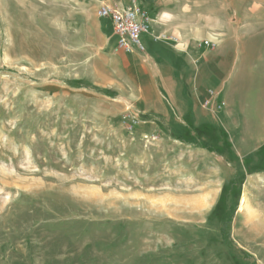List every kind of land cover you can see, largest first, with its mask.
Masks as SVG:
<instances>
[{
	"label": "rangeland",
	"instance_id": "374dc122",
	"mask_svg": "<svg viewBox=\"0 0 264 264\" xmlns=\"http://www.w3.org/2000/svg\"><path fill=\"white\" fill-rule=\"evenodd\" d=\"M106 1L0 0V264H264V0Z\"/></svg>",
	"mask_w": 264,
	"mask_h": 264
},
{
	"label": "built area",
	"instance_id": "2783aa9c",
	"mask_svg": "<svg viewBox=\"0 0 264 264\" xmlns=\"http://www.w3.org/2000/svg\"><path fill=\"white\" fill-rule=\"evenodd\" d=\"M97 18L108 19L118 49L124 52H145L142 35L149 32L150 18L137 0H129L127 4L102 2L95 10ZM200 44V43H199ZM202 44V43H201ZM209 45V41H203ZM214 89L207 90V97L203 100V106H214ZM216 97V96H215Z\"/></svg>",
	"mask_w": 264,
	"mask_h": 264
},
{
	"label": "crops",
	"instance_id": "0c3cea01",
	"mask_svg": "<svg viewBox=\"0 0 264 264\" xmlns=\"http://www.w3.org/2000/svg\"><path fill=\"white\" fill-rule=\"evenodd\" d=\"M138 1V3L140 4V6L146 11V13L148 14V16H149V18L151 19L150 20V23H149V32L148 33H146V34H143L142 35V41H143V43H144V45H145V52H143V53H138V52H130V53H127V52H124L123 50H121V49H118L117 47H116V50H118V51H122V52H124V53H126V54H145L146 53V50H147V48L149 47V43H148V41L152 38L151 37V34H152V30H153V23H154V18H153V15L150 13V11L148 10V8L144 5V4H142L139 0H137ZM107 3H117V4H119V5H124V4H127L128 2H129V0H114V1H106ZM99 20H101V21H104V22H106V23H108L109 25H110V28H111V30H112V27H111V23H110V21L108 20V19H101V18H98ZM112 35H113V32H112ZM113 38H114V43H115V36L113 35ZM158 39L159 38V36H154L152 39L154 40V39ZM171 40H173V36H171V37H169ZM168 38V39H169ZM115 46H116V43H115ZM204 97H207V96H204ZM201 100H203V99H201ZM214 100H217L216 99V97H213V101ZM202 102V101H201Z\"/></svg>",
	"mask_w": 264,
	"mask_h": 264
},
{
	"label": "bare ground",
	"instance_id": "6f19581e",
	"mask_svg": "<svg viewBox=\"0 0 264 264\" xmlns=\"http://www.w3.org/2000/svg\"><path fill=\"white\" fill-rule=\"evenodd\" d=\"M244 202H245V199L244 198H242V200H241V205H243L244 204ZM240 205V206H241Z\"/></svg>",
	"mask_w": 264,
	"mask_h": 264
}]
</instances>
